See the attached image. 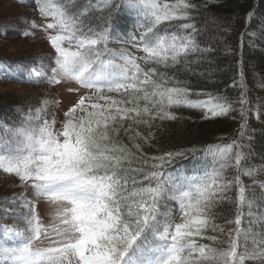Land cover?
<instances>
[{"label": "snow or ice", "instance_id": "1", "mask_svg": "<svg viewBox=\"0 0 264 264\" xmlns=\"http://www.w3.org/2000/svg\"><path fill=\"white\" fill-rule=\"evenodd\" d=\"M30 2L43 22L18 18L25 25L20 34L42 30L53 51L28 64L0 61V77L74 83L71 91L86 92L60 127L47 98L19 110L18 126L0 121V173L23 190L0 199V264H264V195L257 198L241 179L264 171L248 166L255 130L243 73L235 99L196 91L182 78L211 51L198 39L196 5ZM10 28L17 30L0 21V31ZM181 108L206 120L238 113V136L228 144L145 151L159 143L152 129L177 121L174 109ZM188 160L198 162L191 173ZM41 203L52 209L48 223ZM221 205L234 206L223 225L216 223Z\"/></svg>", "mask_w": 264, "mask_h": 264}, {"label": "trees", "instance_id": "2", "mask_svg": "<svg viewBox=\"0 0 264 264\" xmlns=\"http://www.w3.org/2000/svg\"><path fill=\"white\" fill-rule=\"evenodd\" d=\"M1 1H5L9 5L0 10V21L12 22L17 30L13 31L10 28L6 33L0 31V37L6 39L14 36L21 42L35 40V42H44L45 44L47 39L39 36V33L43 32L42 30L36 29L33 37H25L20 34V30H23L25 25L16 23L17 19L21 17L41 23L42 19L34 10L35 5L30 0ZM190 3L196 5L192 9V13L197 27L202 30V34L198 37L201 47H208L211 51L204 54L206 59L201 58L197 63L191 64L190 70L183 74L182 78L188 80L189 86L196 91L224 94L230 99H235L241 91L239 83L240 74L243 73L244 91L247 94L250 107L253 109L248 114V123L250 128L255 130L253 134L255 155L249 159L248 166L264 169V0H190ZM128 19L130 21L131 18ZM49 53V51L11 53L0 55V61L16 66L21 63L28 64L33 59L44 57ZM0 83L24 93L20 96L9 95V93L0 96V121L12 127L18 126L22 119L19 110L27 111L28 106H39L43 100H40V97L53 88L46 84L33 85L20 82L15 78L0 77ZM234 84L236 87H233ZM28 87L35 90L37 98H31V95L26 91L30 89ZM50 101L54 102V100ZM51 106L54 109L50 107L49 111L57 113V124H59L63 116H60L55 109L54 103ZM174 111L179 119L165 121V126L159 130L153 128L152 131L156 133L159 143L154 148L145 147V151L155 154L156 149H172L173 146L201 148L210 144H228L238 136L241 123L238 113H232L228 117L206 120L196 110L181 108L174 109ZM257 113L260 114L259 119L256 118ZM245 151L248 150L245 149ZM196 163L198 162L191 160L183 162L185 170L189 173L193 171ZM0 175L9 178L3 173ZM227 175L229 177L234 175V170H228ZM263 178L264 171H258L254 178L241 177L246 190L251 186V191L257 198L264 195V189L259 186L264 183ZM253 180L256 181L255 184ZM15 181L18 184L16 179ZM246 194L249 193L246 191ZM5 197L8 196L0 195V199ZM233 209L234 206L221 205V208L217 209V216L220 218L216 223L223 225L224 216L233 218ZM2 222L11 223V221ZM198 242L212 243L207 240L200 241L199 238ZM248 264H253V262H248Z\"/></svg>", "mask_w": 264, "mask_h": 264}, {"label": "rangeland", "instance_id": "3", "mask_svg": "<svg viewBox=\"0 0 264 264\" xmlns=\"http://www.w3.org/2000/svg\"><path fill=\"white\" fill-rule=\"evenodd\" d=\"M9 4L5 1L0 0V10H2L4 7H7ZM43 21H41L42 23ZM39 36L41 38L46 39V34L44 32H40ZM44 42H35V40L29 41V42H21L20 40L16 39L14 36L3 38L0 37V55H8L11 53L14 54H23L24 52H47L50 53L53 51L48 43L47 40ZM110 47L113 48H119V47H126L129 48V51L134 52L136 55H142V53L136 52L135 49H131L127 45H113L110 44ZM77 87L74 83H62L60 85L53 86L49 90L47 94H43L40 97V100L45 99L47 96L49 97V100H54V106L55 109L59 112L60 116H63V113L67 111L71 106H73L79 99V96L84 94L86 90H81L80 92L71 91L70 89ZM30 88V87H28ZM29 95H31L32 99L37 98L36 92L34 89H27L26 90ZM14 95V96H20L21 93L19 91L13 90L11 86L6 84L0 83V96L3 94ZM52 109H54L51 106ZM57 127H60V123L57 124ZM14 176H9V178H4L0 175V195H6V196H12V195H19L23 190L19 187H17V183L15 181ZM264 179V178H263ZM4 186V187H3ZM3 189V190H2ZM5 190V191H4ZM39 211L40 214L44 220L45 223L49 222V214L51 213L52 209L45 203H41L39 205ZM47 243V241H45Z\"/></svg>", "mask_w": 264, "mask_h": 264}]
</instances>
